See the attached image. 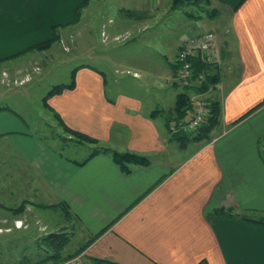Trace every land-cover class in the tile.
Returning <instances> with one entry per match:
<instances>
[{
  "label": "crops",
  "instance_id": "obj_1",
  "mask_svg": "<svg viewBox=\"0 0 264 264\" xmlns=\"http://www.w3.org/2000/svg\"><path fill=\"white\" fill-rule=\"evenodd\" d=\"M84 1L0 0V68L49 41L53 27L61 33L74 25L79 33L88 4L71 23ZM119 1L123 9L117 12L128 28L121 36L111 34L115 43L116 37L131 41L133 32H144L147 19L163 14L160 4H171ZM89 2L96 10L98 0ZM208 7L212 17L190 18L185 36L165 57L167 67L142 74L154 93L108 91L106 69L82 65L73 89L44 100L46 90L40 105L29 104V114L38 111L45 125L66 139L79 143L68 129L94 140L91 149L108 153L88 160L90 154L63 155L56 140L48 145L47 134L29 130L32 121L18 108L0 105V195L8 194L11 203L1 208L65 213L76 221L88 238L75 263L264 264V0H209ZM131 21L140 24L131 28ZM200 32L215 34L218 82L207 94L181 89L173 79L180 45ZM95 59L104 67V59ZM2 90L8 94L0 84V99ZM183 92L190 100L219 101L221 116L210 141L181 149L170 141L161 117ZM111 152L132 153L149 163L129 164L123 171Z\"/></svg>",
  "mask_w": 264,
  "mask_h": 264
},
{
  "label": "rangeland",
  "instance_id": "obj_2",
  "mask_svg": "<svg viewBox=\"0 0 264 264\" xmlns=\"http://www.w3.org/2000/svg\"><path fill=\"white\" fill-rule=\"evenodd\" d=\"M110 2L112 4L107 5L106 0H98L96 10L89 7V2L84 8L83 18L77 24L79 33L76 34L73 25L72 28L58 32V39L48 49L29 51L20 55L21 60L13 61L10 64L12 66L0 68V84L8 88V94L2 90L0 105L11 109L18 108L23 117L32 121L33 125L28 127L29 130L36 136L47 134L50 142L48 145L56 140L63 155L77 159H84L91 154V146L74 143L59 134L54 127L46 126L38 111L29 114V104L38 106L46 90L55 85L69 84L72 70L82 65L106 69L104 71L108 80V91H133L147 96L155 87L152 82L144 85L142 74L154 75L167 67L165 57L170 58L174 44L186 34V25L192 24L188 15L199 17L191 18L195 20L209 18L204 12L205 9L209 12V7L204 4L194 6L186 2L177 10L171 9L172 3L163 2L160 4L163 14H158L155 19H147L149 25L143 27L144 32L140 34L136 27L137 32H133L131 41H127L130 37H116L115 43L110 40L111 34L117 32L118 35H123L128 28V21L126 18L123 21L117 12L122 3L119 0H109ZM147 4L154 6L155 0L151 3L148 1ZM134 24L137 26L140 23L131 21V28ZM81 27L86 28L87 32H82ZM102 27L108 33L106 41H103ZM97 56L100 60L104 59L101 62L104 67L96 65ZM134 73L140 77L134 76ZM173 76L174 79L175 71ZM10 86L14 87L13 91L9 90ZM179 88L183 89L181 86ZM161 120L164 124L165 118L161 117ZM172 123L174 122L170 125ZM9 200L8 194H4V198L0 195L1 205L9 207ZM14 212L0 206V264H81L74 260L85 249L88 237L76 221L67 220L59 212L50 211L44 214L43 211L29 212L24 209ZM52 233H64L68 240L59 253L60 261L43 262L52 253L45 245V237Z\"/></svg>",
  "mask_w": 264,
  "mask_h": 264
},
{
  "label": "trees",
  "instance_id": "obj_3",
  "mask_svg": "<svg viewBox=\"0 0 264 264\" xmlns=\"http://www.w3.org/2000/svg\"><path fill=\"white\" fill-rule=\"evenodd\" d=\"M88 1L89 0H85L82 3V5H80V7L76 9L75 19L71 24H75L77 19L80 18L81 9L84 8L88 4ZM186 2L187 4H191L194 6H199L200 4H204L206 7L209 6V0H171V3H172L171 9H177L180 6H183ZM204 12L207 13V16L209 18L212 17L211 14L213 13V10L212 11L209 10L208 12V10L205 9ZM188 17L195 18V19L199 18V17L194 16L193 14L188 15ZM57 39H58V27H53L52 38L49 41L32 46L26 49L25 51H23L22 53H19L18 55L13 56L12 58L18 57L29 51H33V50L43 51L45 49H48ZM193 67L195 68V72L197 74L203 72L206 69V67L199 62H194ZM77 69L78 68L72 70L71 81L69 84L55 85L47 92V94L44 97V100L50 98L51 96L58 95L62 93L64 90L73 89L75 86V73ZM217 82H218L217 75L210 76L206 79L204 83H202L199 87H197L195 91L199 94H207L210 91V89L214 85L217 84ZM208 103H209V115L206 121L201 125V127L197 129V131H195V133H187L181 130L177 132H171L170 123L171 122L178 123L180 120L184 119L190 112L191 106H192L187 92H183L177 95L174 107L170 111L165 113L166 114L165 115V120H166L165 127L168 130L171 142L177 143L178 146L182 149V148H185L188 144L193 143V142L210 141L211 132L219 125V122H220L221 106H220L219 101L217 100H208ZM156 114H160L159 111H156ZM171 118L173 120H170ZM67 131L68 133L71 132L74 138H76L77 141L81 144H89V143L94 142V140L84 135L69 131L68 129ZM98 153H108V151L106 149H94L92 153L87 157L86 160H88L89 158H91L92 156ZM111 156H112L114 163L118 165L120 169L123 171H127V166L129 164L147 165L149 163L148 159H146L145 157L138 156L132 153L111 152ZM84 162L85 161H83L81 164H83ZM21 209L23 210L24 206L21 207L20 210ZM218 212L220 213V214L218 213V215L220 216L224 215L222 211H218ZM64 215H65V218L67 219V216L65 213ZM67 240H68V236L65 235L64 233H52V234H49L47 237H45V245L48 246L49 251L52 253L49 256H47L46 259H43V262L47 260H54V261L59 260L60 261L61 259L59 257V253L61 249L64 247V245L67 243Z\"/></svg>",
  "mask_w": 264,
  "mask_h": 264
},
{
  "label": "built area",
  "instance_id": "obj_4",
  "mask_svg": "<svg viewBox=\"0 0 264 264\" xmlns=\"http://www.w3.org/2000/svg\"><path fill=\"white\" fill-rule=\"evenodd\" d=\"M215 34L213 32H200L185 39L179 47L174 59V81L183 89L195 90L210 76L216 75L218 64L213 58ZM194 62L203 64L206 69L197 74L193 67ZM191 110L188 115L178 123L170 125L171 132L179 130L195 133L206 121L209 115V103L203 99H191Z\"/></svg>",
  "mask_w": 264,
  "mask_h": 264
}]
</instances>
